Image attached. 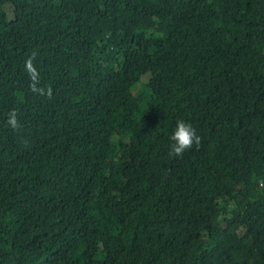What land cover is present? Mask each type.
Wrapping results in <instances>:
<instances>
[{
	"label": "trees",
	"instance_id": "1",
	"mask_svg": "<svg viewBox=\"0 0 264 264\" xmlns=\"http://www.w3.org/2000/svg\"><path fill=\"white\" fill-rule=\"evenodd\" d=\"M0 264H264V0H0Z\"/></svg>",
	"mask_w": 264,
	"mask_h": 264
},
{
	"label": "clouds",
	"instance_id": "2",
	"mask_svg": "<svg viewBox=\"0 0 264 264\" xmlns=\"http://www.w3.org/2000/svg\"><path fill=\"white\" fill-rule=\"evenodd\" d=\"M26 70L29 72L30 77L33 81V89L36 91H42L38 87L39 84V77L37 70L32 64L31 59L25 62ZM8 123L15 127L17 120L14 111H10L8 114ZM169 144H168V151L170 155L173 156H180L185 152L187 149L191 148L193 144H198L200 137L197 134L194 126L190 121L185 119H177L174 125L171 127L169 132Z\"/></svg>",
	"mask_w": 264,
	"mask_h": 264
},
{
	"label": "rangeland",
	"instance_id": "3",
	"mask_svg": "<svg viewBox=\"0 0 264 264\" xmlns=\"http://www.w3.org/2000/svg\"><path fill=\"white\" fill-rule=\"evenodd\" d=\"M5 7L8 9V11L10 12V17H12V12H11V7H10V5H8V4H5ZM10 17H8V19H10ZM148 77V75H145L144 77H143V79L142 80H145L146 78Z\"/></svg>",
	"mask_w": 264,
	"mask_h": 264
}]
</instances>
